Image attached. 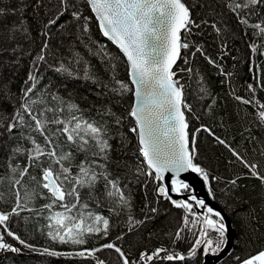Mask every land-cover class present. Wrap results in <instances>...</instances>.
I'll return each instance as SVG.
<instances>
[{
    "label": "snow or ice",
    "instance_id": "6c2138e0",
    "mask_svg": "<svg viewBox=\"0 0 264 264\" xmlns=\"http://www.w3.org/2000/svg\"><path fill=\"white\" fill-rule=\"evenodd\" d=\"M85 2L94 13L102 35L112 41L126 57L128 81L117 78V58L106 50V46L93 41L90 35L91 18L81 12L77 0H35L34 4L24 2L7 11L0 7V28L3 29L0 37L8 43L14 42L18 34L28 36L30 29L24 23L28 7L33 8L34 15L43 11L47 17L40 30L44 41L32 62L33 70L29 72L25 81L27 87L21 89V102L18 107L13 104L10 119L0 113V128L9 136L19 130L20 139L27 141V145L18 142L10 150L9 175L7 177L0 175V183L7 179L9 192L15 201L11 211L0 210V250L20 251L5 241V235L35 250L33 245L26 244L20 235L8 228L10 218L20 217L25 211L43 218L46 223L38 230L44 231L50 240L60 244L83 246L87 244V238L90 236L107 237L110 231L109 218L94 212L91 208L92 193L99 186L104 189L108 198H114L119 206L128 210L126 230L117 235L114 241L101 244L99 248H81L79 251L66 253L44 248L42 250L44 253L52 256L93 257L95 264H106L105 260L96 257V253L104 249L117 253L120 264H173L186 260L184 254L177 252L174 247L165 246L163 242L151 250L142 249L139 256L133 260L116 243L149 219H153L158 211L153 207L149 214L139 220L131 215L132 202L131 195L126 194L127 185L124 184L122 187L119 176L114 177L110 170L113 164L111 156L113 146L110 143L112 136L109 121L113 126L119 127L124 118L117 117L110 108H99L96 110L100 116L98 120L85 115V110L79 104L61 96L58 90L52 91L50 84L38 88L43 79L38 70L43 62L66 79L91 80L117 96L132 93L133 102L128 116L133 119L135 126L129 130L138 136L139 152L146 167L142 172L138 166L135 174L137 178L141 173L151 177L158 184L156 192L159 197L167 199L176 208L185 210L181 225L174 233L166 235L172 245L181 241L189 242L190 257L197 256L201 248L205 256L218 255L228 244L229 225L222 211L213 208L205 199L198 198L195 194L185 200L173 199L169 186L163 183L165 173L171 172L174 174L171 192H194L190 184L180 179L181 173L191 171L206 182L209 194L214 199L211 184L212 181L219 179L215 176L210 177L209 172L196 162L194 138L192 146L189 147V125L185 111L190 112L191 105L184 99L185 85L180 83L173 67L180 59H183L185 64L189 63L188 55H182V49H192L193 58L197 53L204 55L203 47L189 39V36L197 34L194 29L200 30L201 26H210L218 37H222L228 31V25L223 19V10L235 16L238 24L245 29H253V35L264 41V15L258 11L264 9V0H217L222 11L217 12L209 5L214 19L211 21L203 19L199 23L193 19L191 9L184 0H85ZM9 16H15L16 19L9 20ZM256 16H260V19L256 23H251V19ZM69 28L72 30L69 31ZM54 31L61 37L55 47L49 43L53 39ZM182 32L185 33L183 37ZM80 46L105 66L110 83L102 81L93 72L90 61L79 51ZM18 47L17 44L12 51L15 52ZM61 48L65 51L61 52ZM249 48L253 54L259 51L260 55H264V45H258L253 41L249 43ZM49 59L52 63L48 62ZM208 61L216 64L210 57ZM217 67L223 73V68L219 65ZM179 72L191 74L193 69L180 68ZM203 79L202 76L198 79L200 99L207 95ZM248 89L253 93L252 98L245 99L234 95V99L244 105L255 104L258 109L256 118L264 124V103L255 99L254 85L249 84ZM201 93L203 95H200ZM104 94L106 93H99ZM0 98L11 103L15 97L5 90ZM214 104L213 98L212 103L207 106L208 112L212 111ZM204 130L213 135L219 144L228 148L236 160L248 169V174L258 179L264 186V174H261L260 165L256 162L249 163L226 140L216 137L211 129ZM81 154L83 159L76 162V157ZM17 155L26 160L22 167L18 163L15 165L11 163ZM260 155L264 156V146H261ZM25 177H28V182L32 184L31 189L24 182ZM238 179L239 177L227 182L224 189L226 203L242 199L233 191L239 186ZM84 190H87V199L82 198L81 193ZM38 197L48 202L39 209L28 208V204ZM4 200L5 193L0 192V201ZM261 200L264 202V196ZM196 208L202 211L197 212ZM241 212L245 214L241 215ZM237 215L242 228L253 233L257 231L253 225H258L260 221L255 209L251 207L247 210L241 209ZM23 219L28 221L30 218ZM189 235L195 239L189 241ZM235 264H264V250L246 258L237 256Z\"/></svg>",
    "mask_w": 264,
    "mask_h": 264
},
{
    "label": "trees",
    "instance_id": "16d2710c",
    "mask_svg": "<svg viewBox=\"0 0 264 264\" xmlns=\"http://www.w3.org/2000/svg\"><path fill=\"white\" fill-rule=\"evenodd\" d=\"M24 2L34 4L35 0H0V7L7 11ZM184 2L190 7L192 17L198 23L203 19L209 21L214 19L212 8H215L217 12L222 11L217 0H184ZM77 3L80 5L81 12L91 18L89 22L90 35L93 41L106 46V50L117 58V78L128 81L129 70L126 58L112 41L102 35L97 19L85 0H77ZM258 11L264 15V9H258ZM223 12V19L228 25V31L222 37H218L210 26H201L200 30L194 29L193 31L197 34L189 36V39L203 47L204 55L197 53L193 58L191 56L192 49H182L181 53L188 55L189 63L185 64L184 60L180 59L173 67V71L177 72L180 83L185 85L184 99L191 105V111L185 112L191 131V142L193 138L195 140L196 162L209 172L210 177L219 178L212 181L211 187L215 194V198L212 197V199L224 209L235 229L233 248L222 260L223 262L221 261L219 264H235V257L237 256L246 258L264 250V202L261 200V197L264 196V186L258 179L250 176L248 169L236 160L228 148L219 144L214 136L205 131L204 128L211 129L216 137L226 140L249 163L256 162L260 165L261 174H264V156L260 155L261 146H264V124L256 118L257 106L255 104L244 105L234 99V95L245 99L252 98L253 93L248 89V85L252 84L256 88L255 99L264 103V55H260L259 51L253 54L249 48L250 42L255 41L258 45H264V41L253 35V29H245L239 25L236 17L231 13H227L226 10ZM25 15L27 19L24 23L30 29L27 37L18 34L12 43L5 42L0 37V96L7 90L9 94H13L15 97L11 103L0 98V113L7 115L9 119L13 112V104L18 107L21 102V89L27 87L25 81L29 72L33 70L32 62L40 52L44 41V37L40 34L43 23L47 19L44 12L40 11L34 15L33 8L28 7ZM8 19L14 21L16 17L9 16ZM259 19L260 16L253 17L251 23H256ZM71 30L69 28V31ZM2 31L3 29L0 28V32ZM184 35L185 33L182 32V37ZM52 36L53 39L49 43L55 47L61 37L55 31ZM17 44L19 47L13 52L12 48ZM224 44L227 46L222 47ZM60 51L64 52L65 50L61 48ZM79 51L90 61L93 72L102 81L110 83L109 73L105 70V66L96 57L91 56L83 46L79 47ZM208 57L215 60L216 64L209 63ZM48 62L52 63L51 59ZM217 65L223 68V73H230L231 75L225 76ZM189 67L193 69L191 74L179 72L180 68ZM38 74L43 76L38 88L50 84L52 91L58 90L61 96L79 104L85 110V115L93 116L99 120L100 116L96 110L110 108L117 117L124 118L119 127L113 126L112 122L109 121L110 135L112 136L110 143L113 146L111 154L113 164L110 166V170L114 177L119 176L122 187L124 184L127 185L126 194L131 195L132 202L131 215L139 220L149 214L153 207L157 208L158 211L154 214L153 219H149L144 225L126 235L122 241H116V243L133 260L139 256L142 249L151 250L163 242L165 246L174 247L177 252L186 256L184 262L177 261L173 264H203L202 248L197 256L190 257L188 256L189 242L181 241L172 245L166 235L167 233H174L181 225L185 210L176 208L167 199L159 197L156 192L158 184L151 177L141 173L137 178L135 174V169L138 166L142 172L146 170V167L143 163L144 158L139 152L138 136L129 130L135 126L133 119L128 116L133 102L132 93L117 96L107 92L102 85L98 86L91 80L66 79L48 68L43 62L39 66ZM201 76L204 78L203 86L207 90V95L203 99L198 96V79ZM99 93L106 94L99 95ZM213 98L215 104L212 106V111L208 112L207 106L212 103ZM249 137L255 139H249ZM18 142L27 145V141L20 139L19 130L14 131L13 135L9 136L3 128H0V175L5 177L9 175L10 150ZM81 159H83L82 154L76 157V162ZM11 163L14 165L18 163L22 167L26 160L17 155L15 159L11 160ZM237 177H239L237 180L239 186L233 191L238 198L242 197V199L238 202L227 201L226 203L224 189L228 181ZM24 182L29 189L32 188V184L28 182V177H25ZM0 192L5 193V200L0 201V210L11 211L15 201L9 192L7 179L0 183ZM81 195L82 198L87 199V190H84ZM92 196V210L109 218L110 231L107 237L90 236L87 238V244L83 246L60 244L50 240L44 231L38 230L46 223L43 218L35 217L31 212L25 211L21 213L20 217H11L8 228L20 235L26 244L33 245L35 250L21 245L13 237L5 235V241L19 248L20 251L0 250V264H95L93 257L52 256L42 251L44 248H48L66 253L76 252L81 248H99L101 244L114 241L117 235L126 230L128 227V210L119 206L114 198H108L104 189L99 186L92 193ZM47 202V200L38 197L28 204V208L39 209ZM249 207L255 209L260 221L258 225H253L257 228L255 233L242 228L237 215L238 211L247 210ZM244 214L245 212H241V215ZM23 217L30 219L25 221ZM193 239L195 237L189 235L188 240ZM96 257L105 260L106 264H120L118 254L113 250L104 249L97 252Z\"/></svg>",
    "mask_w": 264,
    "mask_h": 264
},
{
    "label": "water",
    "instance_id": "95a60500",
    "mask_svg": "<svg viewBox=\"0 0 264 264\" xmlns=\"http://www.w3.org/2000/svg\"><path fill=\"white\" fill-rule=\"evenodd\" d=\"M181 35H182V33H181ZM185 117L187 120L186 112H185ZM187 122H188V120H187ZM188 125H189V122H188ZM188 133H189V147H191L192 143H191L190 126L188 127ZM173 176H174V174L171 172L165 173L164 181H163L164 184H167L169 186V192H170V195L172 196V198L176 199V200L189 199L191 193L171 192V180L173 179ZM180 179H182L186 183L190 184L192 189H194V192H192L193 194H195L198 198L205 199L213 208L221 210L222 214L225 215V220H226L227 224L229 225L228 244L225 247V249L221 253H219L218 255H208V256L204 255V260H203V264H217L218 262H220L223 258H225L231 252L233 245H234V242H235V229L233 228L231 221H230L228 215L226 214V212L224 211V209L217 202H215L212 199V197L209 194V191L207 189L206 183L202 180V178L197 173H194L191 171L181 173ZM196 211L200 212L202 210L199 208H196Z\"/></svg>",
    "mask_w": 264,
    "mask_h": 264
},
{
    "label": "rangeland",
    "instance_id": "374dc122",
    "mask_svg": "<svg viewBox=\"0 0 264 264\" xmlns=\"http://www.w3.org/2000/svg\"><path fill=\"white\" fill-rule=\"evenodd\" d=\"M211 197H212V195H211ZM223 259H224V258H223ZM223 259H222V260H223ZM222 260H221V261H222ZM221 261H220V262H221ZM220 262H218L217 264H219ZM222 262H223V261H222Z\"/></svg>",
    "mask_w": 264,
    "mask_h": 264
}]
</instances>
